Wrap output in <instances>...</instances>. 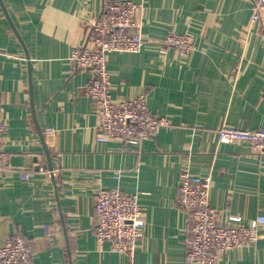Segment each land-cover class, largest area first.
<instances>
[{"label": "crops", "instance_id": "1", "mask_svg": "<svg viewBox=\"0 0 264 264\" xmlns=\"http://www.w3.org/2000/svg\"><path fill=\"white\" fill-rule=\"evenodd\" d=\"M2 1L29 59L0 7V121L8 155L0 172V246L21 236L31 264H185L192 232L177 203L180 176L210 174L217 223L258 225L255 244L223 252L216 264H264V153L247 142L216 140L223 126L264 130V13L251 24L250 0H132L142 5L136 19L144 45L107 56L111 92L117 99L144 93L147 111L169 123L137 142L97 135L83 90L91 73L72 58L103 3L114 0ZM172 32L192 39L189 56L162 49ZM28 62L54 176L39 171L48 166L31 115ZM114 170L122 172L118 180ZM115 187L137 193L144 213L133 258L94 236V194Z\"/></svg>", "mask_w": 264, "mask_h": 264}, {"label": "built area", "instance_id": "2", "mask_svg": "<svg viewBox=\"0 0 264 264\" xmlns=\"http://www.w3.org/2000/svg\"><path fill=\"white\" fill-rule=\"evenodd\" d=\"M251 24L257 23L264 13V0H250ZM141 3L132 0L104 2L98 16L90 23L86 44L72 53L76 68L88 70L90 78L83 90L93 102L97 135L116 140L143 142L169 123L165 118L147 111L146 96L117 99L111 92L107 71V56L112 52H140L144 45L141 24L136 15ZM162 49L171 48L180 57L193 51L192 39L186 34L169 33L161 43ZM6 125L0 121V172L8 167L4 149ZM218 144L247 142L250 150L264 153L263 129H238L221 127L216 133ZM40 172L54 176L39 167ZM121 170H114L113 178L121 177ZM31 172L23 174L24 178ZM210 174L196 179L182 173L177 193V203L188 212L192 236L186 241L185 264H216L219 256L228 250L255 244L258 225L218 224L216 211L210 205ZM94 236L103 244L110 243L112 252L127 253L133 258L137 243L144 236L145 217L137 193L122 192L118 188H99L93 198ZM0 264H31V253L25 240L17 235L9 236L0 246ZM132 264V263H131Z\"/></svg>", "mask_w": 264, "mask_h": 264}, {"label": "water", "instance_id": "3", "mask_svg": "<svg viewBox=\"0 0 264 264\" xmlns=\"http://www.w3.org/2000/svg\"><path fill=\"white\" fill-rule=\"evenodd\" d=\"M0 7L3 11V14L5 15L13 33L15 34V36L18 38L20 44L22 45V48L24 50V53H25V56L27 57V59H29L28 57V53H27V50L24 46V43L23 41L21 40L17 30L15 29L13 23L11 22L10 18H9V15L5 9V6L3 4V1L0 0ZM27 76H28V87H29V103H30V109H31V115H32V120H33V123L35 125V128H36V132H37V135L39 137V140L42 144V148H43V152L45 154V157H46V161H47V166H48V171L49 172H52L53 171V166H52V159H51V156L49 154V151L47 149V146L45 144V140H44V137H43V134H42V131L39 129L38 127V124H37V121H36V115H35V110H34V105H33V98H32V82H31V64L30 62H28L27 64Z\"/></svg>", "mask_w": 264, "mask_h": 264}]
</instances>
